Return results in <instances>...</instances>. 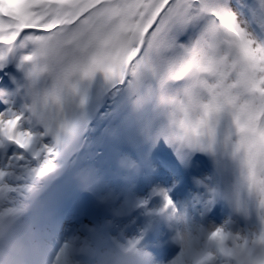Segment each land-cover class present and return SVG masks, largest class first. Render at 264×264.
I'll return each mask as SVG.
<instances>
[{"label": "snow or ice", "instance_id": "6c2138e0", "mask_svg": "<svg viewBox=\"0 0 264 264\" xmlns=\"http://www.w3.org/2000/svg\"><path fill=\"white\" fill-rule=\"evenodd\" d=\"M0 264H264V0H0Z\"/></svg>", "mask_w": 264, "mask_h": 264}, {"label": "rangeland", "instance_id": "374dc122", "mask_svg": "<svg viewBox=\"0 0 264 264\" xmlns=\"http://www.w3.org/2000/svg\"><path fill=\"white\" fill-rule=\"evenodd\" d=\"M46 83H47L46 81H43V82H42V85H44V84H46Z\"/></svg>", "mask_w": 264, "mask_h": 264}]
</instances>
